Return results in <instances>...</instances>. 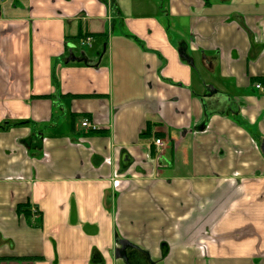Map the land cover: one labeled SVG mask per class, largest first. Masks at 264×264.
<instances>
[{"label": "crops", "instance_id": "1", "mask_svg": "<svg viewBox=\"0 0 264 264\" xmlns=\"http://www.w3.org/2000/svg\"><path fill=\"white\" fill-rule=\"evenodd\" d=\"M263 142L264 0L0 1V264H264Z\"/></svg>", "mask_w": 264, "mask_h": 264}, {"label": "built area", "instance_id": "2", "mask_svg": "<svg viewBox=\"0 0 264 264\" xmlns=\"http://www.w3.org/2000/svg\"><path fill=\"white\" fill-rule=\"evenodd\" d=\"M0 1H2V0H0ZM92 39H93L92 36H86V37L83 39V43H90V42L92 41ZM257 87L263 89L262 86H261L260 84H257ZM82 126H83L84 128L89 129V130H98L97 126L94 125V124H93L89 119H87V118H85V119L82 120ZM155 144L158 145V146H162L164 143H163V141H162L161 138H157V139L155 140Z\"/></svg>", "mask_w": 264, "mask_h": 264}, {"label": "water", "instance_id": "3", "mask_svg": "<svg viewBox=\"0 0 264 264\" xmlns=\"http://www.w3.org/2000/svg\"><path fill=\"white\" fill-rule=\"evenodd\" d=\"M261 148H262V151L264 153V142H263ZM129 246H130V244L128 242L122 241L121 242V247L119 248V250L117 252L118 256L123 257L126 261L128 260L127 249H128Z\"/></svg>", "mask_w": 264, "mask_h": 264}, {"label": "trees", "instance_id": "4", "mask_svg": "<svg viewBox=\"0 0 264 264\" xmlns=\"http://www.w3.org/2000/svg\"><path fill=\"white\" fill-rule=\"evenodd\" d=\"M91 131H92V132H97V131H99V129H98V130H91ZM142 135H143V136L150 135V126L147 128L146 132L143 133ZM157 135H160V134H157ZM18 212H19V213H23V214H25V215H28V214L30 213V210H29L28 205H27V204H26V205H20V206L18 207Z\"/></svg>", "mask_w": 264, "mask_h": 264}]
</instances>
